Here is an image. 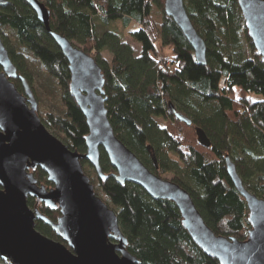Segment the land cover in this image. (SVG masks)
<instances>
[{"label":"trees","instance_id":"obj_1","mask_svg":"<svg viewBox=\"0 0 264 264\" xmlns=\"http://www.w3.org/2000/svg\"><path fill=\"white\" fill-rule=\"evenodd\" d=\"M7 1L0 7V36L17 72L35 95L23 68L25 56L34 58L59 88L52 103L56 112L40 105L37 114L69 149L82 154L88 127L68 91V62L29 5L24 0ZM40 1L50 11L51 29L68 37L100 66L115 135L151 172L187 190L217 235L246 239L248 210L226 172L224 156L231 157L243 184L264 198V65L247 34L237 0H184L206 43L205 65L195 61L180 28L164 14V0ZM153 5L163 12L160 27L151 18ZM98 21L106 26L100 33ZM131 23L137 28L127 32L140 44L138 55L120 35L119 25L126 29ZM10 80L23 92L19 79ZM254 94L261 99H254ZM169 103L189 117L191 125L179 121ZM195 126L207 134L208 147L197 142ZM80 162L96 195L117 214L126 248L139 264H219L192 241L173 201L153 199L131 182L117 183L112 177L115 169L102 149L104 180L85 159ZM33 175L39 184L52 186L40 167ZM27 204L51 220L59 214L32 197ZM35 228L65 243L41 220H35ZM0 264L9 263L0 259Z\"/></svg>","mask_w":264,"mask_h":264},{"label":"water","instance_id":"obj_2","mask_svg":"<svg viewBox=\"0 0 264 264\" xmlns=\"http://www.w3.org/2000/svg\"><path fill=\"white\" fill-rule=\"evenodd\" d=\"M41 21L68 62L69 94L83 113L88 127L86 151L79 154L52 134L37 114V100L26 79L17 72L0 36V259L9 264H139L126 248L127 238L117 214L94 191L80 159L96 175L106 178L100 164L101 149L115 169L119 184L131 182L153 199L174 202L181 224L192 241L219 264H264V198L249 190L229 155L226 172L248 210L247 237L217 235L204 221L191 196L177 183L151 172L114 133L106 108L104 74L92 56L65 35L53 31L50 11L40 0H24ZM247 34L264 65V0H237ZM7 0H0V7ZM163 12L171 17L191 46L194 59L206 64V43L187 13L184 0H164ZM1 25V23H0ZM21 81L20 92L10 80ZM186 125L191 119L168 104ZM197 142L208 147L205 131L195 126ZM156 165V160L153 158ZM40 167L52 186L39 184L33 170ZM33 197L59 214L51 220L27 204ZM41 220L65 242L53 240L35 228Z\"/></svg>","mask_w":264,"mask_h":264},{"label":"rangeland","instance_id":"obj_3","mask_svg":"<svg viewBox=\"0 0 264 264\" xmlns=\"http://www.w3.org/2000/svg\"><path fill=\"white\" fill-rule=\"evenodd\" d=\"M151 18L153 19L157 27L161 26L163 12L159 10L155 5L152 6ZM107 26L112 27L113 23L109 22L107 23ZM96 27H97V32L99 33L106 28L103 21H98ZM136 28L137 26L133 23H131L128 27H126V29H124L122 25H119V29L121 31L120 32L121 39L125 41L126 43L130 44L132 48L134 49L135 55H138L140 52V44L138 41H134L127 32L128 30H132ZM106 55L109 56V53L106 52ZM23 68L25 72L28 74V76L31 78L32 84L34 86V93H35L34 96L40 97L39 99L36 98L37 103H38L37 107L42 105L43 107L48 108L52 110L53 112H56V109L53 107V104H52L54 101L57 100V96L59 93V88H58L56 81L52 77L48 76L46 73L42 71L39 61H37L34 58L25 56ZM252 97L254 99H261V96L257 94L252 95ZM45 127L52 134H54L51 131V129H49V127H47L46 125ZM167 176L170 177L171 175L169 174Z\"/></svg>","mask_w":264,"mask_h":264}]
</instances>
